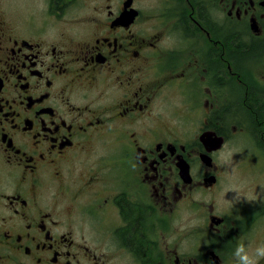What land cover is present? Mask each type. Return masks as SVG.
I'll return each instance as SVG.
<instances>
[{
    "label": "flooded vegetation",
    "instance_id": "obj_1",
    "mask_svg": "<svg viewBox=\"0 0 264 264\" xmlns=\"http://www.w3.org/2000/svg\"><path fill=\"white\" fill-rule=\"evenodd\" d=\"M230 166L264 179V0H0V264H233Z\"/></svg>",
    "mask_w": 264,
    "mask_h": 264
},
{
    "label": "clouds",
    "instance_id": "obj_2",
    "mask_svg": "<svg viewBox=\"0 0 264 264\" xmlns=\"http://www.w3.org/2000/svg\"><path fill=\"white\" fill-rule=\"evenodd\" d=\"M228 191L237 193L235 200L239 199V194L235 189H229ZM226 194L227 191L225 192V195ZM232 256L234 258L233 264H261V261H264V243L253 247L250 244H246L243 242V239H241L236 244Z\"/></svg>",
    "mask_w": 264,
    "mask_h": 264
},
{
    "label": "rangeland",
    "instance_id": "obj_3",
    "mask_svg": "<svg viewBox=\"0 0 264 264\" xmlns=\"http://www.w3.org/2000/svg\"><path fill=\"white\" fill-rule=\"evenodd\" d=\"M225 156H227V155H225ZM253 166V164H249V168L250 167H252ZM230 169H232L233 171H240L239 169H237V166H230ZM257 169H259V168H257ZM257 169H256V171H257ZM245 171H247V170H244L243 168L241 169V171H240V173L238 172V174L240 175V177H241V179H239L240 180V182H241V184L242 185H244L245 183H247V182H249V186H251L250 188H249V190H248V192L249 193H252V195H253V198L255 199V200H258L259 199V197L260 196H263L264 195V179H260V180H258V179H253L254 178V176H255V170H253V171H251L250 170V173L248 174V173H246ZM234 175V174H233ZM251 175V176H250ZM249 176V177H248ZM252 177V178H251ZM247 181H246V180ZM232 180H234L235 181V184L238 182V179H237V177L234 175V176H232ZM254 181H257V183L256 184H254ZM245 185H247V184H245ZM243 192V191H242ZM201 221V220H200ZM198 220H195V216L194 215H192V227L193 226H195V225H197L198 224ZM194 228V227H193Z\"/></svg>",
    "mask_w": 264,
    "mask_h": 264
}]
</instances>
